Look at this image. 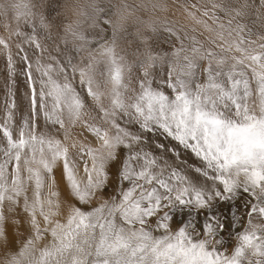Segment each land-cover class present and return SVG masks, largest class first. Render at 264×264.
Listing matches in <instances>:
<instances>
[{"label":"snow or ice","instance_id":"snow-or-ice-1","mask_svg":"<svg viewBox=\"0 0 264 264\" xmlns=\"http://www.w3.org/2000/svg\"><path fill=\"white\" fill-rule=\"evenodd\" d=\"M0 264H264V0H0Z\"/></svg>","mask_w":264,"mask_h":264},{"label":"rangeland","instance_id":"rangeland-1","mask_svg":"<svg viewBox=\"0 0 264 264\" xmlns=\"http://www.w3.org/2000/svg\"><path fill=\"white\" fill-rule=\"evenodd\" d=\"M67 2L72 3L73 0H67ZM127 2L129 4H133V3H139L140 0H127ZM145 3L148 2V0H144ZM167 3L171 4L173 2V0H166ZM114 3H120V0H114ZM138 15L140 16H146V13H144L143 11H141L140 13H138ZM156 15L160 16L161 14L159 12L156 13ZM177 19H180L179 17H176ZM132 21H129V24L131 25Z\"/></svg>","mask_w":264,"mask_h":264}]
</instances>
